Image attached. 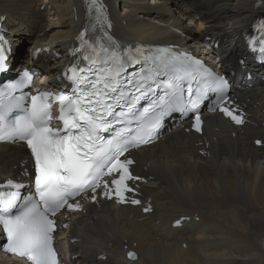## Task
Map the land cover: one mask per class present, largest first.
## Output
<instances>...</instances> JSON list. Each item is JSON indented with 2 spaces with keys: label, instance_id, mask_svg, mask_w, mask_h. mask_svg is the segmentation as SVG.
<instances>
[{
  "label": "bare ground",
  "instance_id": "bare-ground-1",
  "mask_svg": "<svg viewBox=\"0 0 264 264\" xmlns=\"http://www.w3.org/2000/svg\"><path fill=\"white\" fill-rule=\"evenodd\" d=\"M260 3L264 0H108L115 36L122 41L208 45L229 72L247 123L235 127L218 114L208 115L199 136L188 121L168 120L163 139L133 153V171L145 178L137 184L139 207L98 197L95 203L81 201L79 212L57 217L70 256L65 264H264V36L257 38L260 56L245 54L243 40L264 12ZM0 16L14 44L8 62L28 65L31 52L44 49L32 64L41 62L45 81L56 88L67 49L84 25L81 0H0ZM50 18L59 24H49ZM25 43L29 55L19 52ZM32 172L22 145H0V183L27 180ZM180 219L182 226H175ZM124 247L139 259L127 260ZM0 264L11 263L0 254Z\"/></svg>",
  "mask_w": 264,
  "mask_h": 264
},
{
  "label": "snow or ice",
  "instance_id": "snow-or-ice-1",
  "mask_svg": "<svg viewBox=\"0 0 264 264\" xmlns=\"http://www.w3.org/2000/svg\"><path fill=\"white\" fill-rule=\"evenodd\" d=\"M92 10L101 31L105 25L111 27L99 0H91ZM79 39L75 51L86 64L66 70L70 94L42 92L30 101L23 94L17 98L15 92L28 83L27 76L0 91V141L26 143L35 164L32 191L23 193L24 185L16 181H6L7 190L0 185V225L6 235L2 250L31 264H59L53 247L55 218L64 209L82 210L79 202L70 201L88 199L90 193L95 202L99 192L118 203H141L128 195L136 193L129 182L141 178L133 174L134 161L127 153L151 143L167 113L195 110L214 95L224 116L236 124L244 122L238 109L228 106L227 79L187 54L171 48L146 52L122 47L107 32L94 38L88 29ZM3 52L0 48V71ZM53 102L59 105L62 127L51 123ZM193 119L194 130L200 132L201 116L196 113Z\"/></svg>",
  "mask_w": 264,
  "mask_h": 264
},
{
  "label": "rangeland",
  "instance_id": "rangeland-1",
  "mask_svg": "<svg viewBox=\"0 0 264 264\" xmlns=\"http://www.w3.org/2000/svg\"><path fill=\"white\" fill-rule=\"evenodd\" d=\"M47 8H48V6H47ZM48 11H49V9H48ZM121 11V7L119 6V12ZM49 14H51V11L49 12ZM51 21V22H50ZM50 21H49V24H52V25H57V24H59V22H56L53 18H50ZM29 45L28 44H24V45H22L21 47H20V51L19 52H22L23 54H28L29 55ZM34 51V50H33ZM33 51L31 52V53H33Z\"/></svg>",
  "mask_w": 264,
  "mask_h": 264
}]
</instances>
